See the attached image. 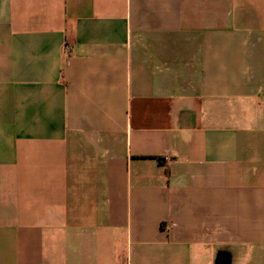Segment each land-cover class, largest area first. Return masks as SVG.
Wrapping results in <instances>:
<instances>
[{
	"label": "crops",
	"instance_id": "0c3cea01",
	"mask_svg": "<svg viewBox=\"0 0 264 264\" xmlns=\"http://www.w3.org/2000/svg\"><path fill=\"white\" fill-rule=\"evenodd\" d=\"M0 264H264V0H0Z\"/></svg>",
	"mask_w": 264,
	"mask_h": 264
},
{
	"label": "built area",
	"instance_id": "2783aa9c",
	"mask_svg": "<svg viewBox=\"0 0 264 264\" xmlns=\"http://www.w3.org/2000/svg\"><path fill=\"white\" fill-rule=\"evenodd\" d=\"M68 49V47H66V50Z\"/></svg>",
	"mask_w": 264,
	"mask_h": 264
}]
</instances>
